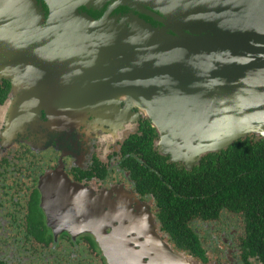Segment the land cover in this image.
<instances>
[{"label": "flooded vegetation", "instance_id": "af4514ba", "mask_svg": "<svg viewBox=\"0 0 264 264\" xmlns=\"http://www.w3.org/2000/svg\"><path fill=\"white\" fill-rule=\"evenodd\" d=\"M25 94L0 81V264H264L246 211L190 191L212 153L173 160L126 101Z\"/></svg>", "mask_w": 264, "mask_h": 264}, {"label": "water", "instance_id": "95a60500", "mask_svg": "<svg viewBox=\"0 0 264 264\" xmlns=\"http://www.w3.org/2000/svg\"><path fill=\"white\" fill-rule=\"evenodd\" d=\"M3 79L87 114L126 101L164 153L196 162L264 138V0H0Z\"/></svg>", "mask_w": 264, "mask_h": 264}, {"label": "trees", "instance_id": "16d2710c", "mask_svg": "<svg viewBox=\"0 0 264 264\" xmlns=\"http://www.w3.org/2000/svg\"><path fill=\"white\" fill-rule=\"evenodd\" d=\"M194 171L190 191L199 194L203 203L211 200L212 205L244 210L251 225L260 226L251 233L257 245L252 251L264 261V138L252 135L236 140L205 156ZM201 192L209 194L208 200L202 199Z\"/></svg>", "mask_w": 264, "mask_h": 264}, {"label": "rangeland", "instance_id": "374dc122", "mask_svg": "<svg viewBox=\"0 0 264 264\" xmlns=\"http://www.w3.org/2000/svg\"><path fill=\"white\" fill-rule=\"evenodd\" d=\"M13 99H15V98H17L16 96H17V93L15 92H13ZM64 99L63 98H61V99H59L58 101L61 103L62 101H63ZM32 101V99H28V100H21V103L22 104H31L30 102ZM10 102H11V100H10ZM63 110V109H62ZM11 112H14V110H12ZM25 113H26V111H25ZM20 114H21V111L19 110V111H17V112H15V113H13L12 115H11V117H12V119L13 120H18V118H19V116H20ZM33 116H36V112H33ZM256 136V135H254V134H251V135H248V136ZM256 137H258V138H263V137H260V136H256ZM209 153H212V152H209ZM207 154V153H206ZM205 155V154H204ZM203 156V155H202ZM191 157H193V155L191 154V155H189V156H187V157H185V160L186 161H180V162H182V163H185V164H187V165H192V164H194V163H196V162H193L192 160H191ZM201 158V157H200Z\"/></svg>", "mask_w": 264, "mask_h": 264}]
</instances>
